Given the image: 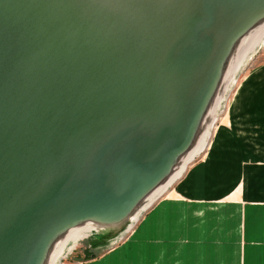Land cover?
Instances as JSON below:
<instances>
[{"label": "water", "instance_id": "95a60500", "mask_svg": "<svg viewBox=\"0 0 264 264\" xmlns=\"http://www.w3.org/2000/svg\"><path fill=\"white\" fill-rule=\"evenodd\" d=\"M258 1L0 0V264H45L56 223L101 220L100 246L130 234L194 149Z\"/></svg>", "mask_w": 264, "mask_h": 264}, {"label": "rangeland", "instance_id": "374dc122", "mask_svg": "<svg viewBox=\"0 0 264 264\" xmlns=\"http://www.w3.org/2000/svg\"><path fill=\"white\" fill-rule=\"evenodd\" d=\"M253 57L238 75L206 150L166 192L174 194L176 208L162 216L174 223L161 220L154 235L142 241L154 238L149 246L156 248L163 227L176 226L166 247L171 262L157 264H264V46ZM131 234L122 243L98 249L86 237L62 264L84 263L120 250ZM135 257L137 261L140 256Z\"/></svg>", "mask_w": 264, "mask_h": 264}, {"label": "bare ground", "instance_id": "6f19581e", "mask_svg": "<svg viewBox=\"0 0 264 264\" xmlns=\"http://www.w3.org/2000/svg\"><path fill=\"white\" fill-rule=\"evenodd\" d=\"M256 22H258L256 24L258 27L251 33L249 42L244 40L245 36H241L235 41L230 51L223 52V55L219 54L221 57L218 55L220 59L217 58L213 67L204 109L198 121V130L202 133L196 139L194 149L184 157L170 182L150 195V203L181 179L191 163L206 150L224 106L228 102L234 86L238 83V75L248 61L264 46V14L259 16ZM100 221L92 218L76 225L56 223L50 226L45 234V242L39 246L32 258L35 260L41 258L45 264H62V259L66 254L73 251L89 232L96 229Z\"/></svg>", "mask_w": 264, "mask_h": 264}, {"label": "crops", "instance_id": "0c3cea01", "mask_svg": "<svg viewBox=\"0 0 264 264\" xmlns=\"http://www.w3.org/2000/svg\"><path fill=\"white\" fill-rule=\"evenodd\" d=\"M187 172L181 178V180L186 177V175L188 174ZM171 189H169V191ZM174 197V194H165L163 197L158 199L147 210V212L142 216L137 225L133 228V230L131 231L132 234L130 235V237L132 236V238L127 237L126 242L129 240L130 241L124 244L120 248V250H114L110 254H106L104 256L100 255L99 257L90 259L89 261H85L84 263L78 262L76 264H143V262H146L147 264H157L159 262H171V257L168 256L166 247L169 245V243L171 244L174 239V230H176V226L174 224H171V226L165 225L163 227V238L161 239V236H159V240L161 241L159 243L160 245H157L156 248L152 247L151 249V246H149V244L153 245L151 241L154 238L149 241L150 243L147 242V245L145 243L142 244V241L144 238H147L146 240H148L150 239V237H152V235H154L153 228H159L157 225L161 222V220L165 224L174 223L173 218H168V223L164 222V220L167 218L165 216H162L165 210H171L172 207L176 206V199H174ZM91 240L93 242L92 248L96 246V249H98L100 245L94 242L93 238H91ZM136 255L140 256L138 257L137 261L135 260ZM125 258H127V261L125 260Z\"/></svg>", "mask_w": 264, "mask_h": 264}]
</instances>
